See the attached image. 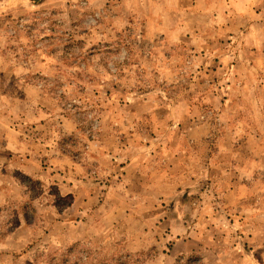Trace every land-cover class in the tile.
<instances>
[{"label": "rangeland", "instance_id": "374dc122", "mask_svg": "<svg viewBox=\"0 0 264 264\" xmlns=\"http://www.w3.org/2000/svg\"><path fill=\"white\" fill-rule=\"evenodd\" d=\"M0 264H264V0H0Z\"/></svg>", "mask_w": 264, "mask_h": 264}]
</instances>
